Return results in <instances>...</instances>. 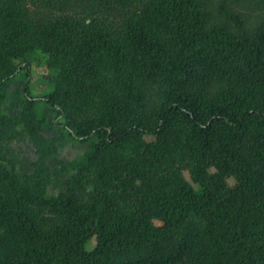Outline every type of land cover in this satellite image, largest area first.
<instances>
[{
	"label": "trees",
	"instance_id": "1",
	"mask_svg": "<svg viewBox=\"0 0 264 264\" xmlns=\"http://www.w3.org/2000/svg\"><path fill=\"white\" fill-rule=\"evenodd\" d=\"M1 4L0 39H93L117 69L103 118L78 122L69 111L80 64L34 98L29 48L0 41V264H264V17L249 25L237 10L245 0ZM23 69L25 101L9 116L7 84ZM44 109L57 138L41 134ZM25 140L37 161L19 176L2 162ZM68 141L88 147L68 164L65 191L46 196L47 161Z\"/></svg>",
	"mask_w": 264,
	"mask_h": 264
},
{
	"label": "rangeland",
	"instance_id": "2",
	"mask_svg": "<svg viewBox=\"0 0 264 264\" xmlns=\"http://www.w3.org/2000/svg\"><path fill=\"white\" fill-rule=\"evenodd\" d=\"M9 0H0L6 3ZM218 0H207L208 2ZM221 1V0H220ZM247 4L237 7V10L247 13L249 25L256 24L260 18L264 17V0H245ZM254 1L256 6L249 4ZM3 6V4H1ZM209 6V5H208ZM250 7V8H249ZM40 10L31 9L30 17H34ZM3 26H0V35ZM38 37V36H37ZM35 39H25L24 44H20L22 39H0L3 43L11 44L9 51L22 52L25 47L29 48L24 57V65L29 66L30 75L28 78L29 90L31 96L40 98L48 96L51 92L57 90L61 83L67 81V73L69 68L78 73L76 80L71 85L74 96L70 104L72 119L78 122L89 120H101L105 113L104 102L108 101L115 95V84L113 76L116 75V58L110 54V50L104 45H94L93 39H48L41 36ZM85 40V42H84ZM82 44L87 45L85 51L87 54L79 56L78 48ZM100 47V48H98ZM99 49V50H98ZM95 50V52H92ZM5 52L0 50V57ZM19 63V60H14ZM81 71V70H80ZM70 72V71H69ZM73 72V73H74ZM72 73V72H71ZM77 73L75 74V76ZM26 82L25 70L23 69L7 84L6 100L3 103V112L6 115L14 116L20 110L25 101L23 86ZM47 114V123L41 130V134L46 139H54L59 135V129L54 125V112L51 109H44ZM64 123L63 119L59 120ZM88 144H81L68 141L62 143L57 150L56 155L47 161V165L51 170L52 181L46 188V196H56L65 191V181L69 177L71 171L68 164L77 158L83 156ZM5 158L2 165L16 175H31L34 172L33 165L37 161V155L32 144L25 140L22 143L13 142L6 147ZM213 172V169H210ZM182 176L186 181L192 183L190 175L187 171L182 172ZM233 185L235 181L229 180ZM88 187L92 186V180L86 181ZM194 188L197 186L193 184ZM96 238L92 236L87 244L86 249L92 251L96 247ZM179 264H193L189 258H185Z\"/></svg>",
	"mask_w": 264,
	"mask_h": 264
}]
</instances>
